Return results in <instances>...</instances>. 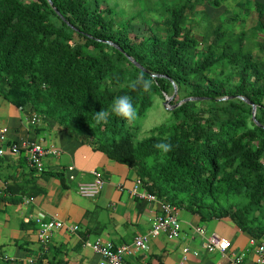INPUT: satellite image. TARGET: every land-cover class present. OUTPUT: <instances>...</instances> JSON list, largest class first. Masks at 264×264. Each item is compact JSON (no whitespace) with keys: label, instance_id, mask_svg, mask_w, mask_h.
<instances>
[{"label":"trees","instance_id":"obj_1","mask_svg":"<svg viewBox=\"0 0 264 264\" xmlns=\"http://www.w3.org/2000/svg\"><path fill=\"white\" fill-rule=\"evenodd\" d=\"M206 5L218 7L220 0H159L160 8H149L159 18L140 11L132 16L142 18L134 29L132 17L116 19L107 0H0V96L41 118L44 128L49 119L69 139L127 165L132 180L163 201L202 221L227 220L259 243L264 1L253 3L255 25L240 30L233 25L237 15L218 22L197 16ZM141 73L153 80L151 94L127 87ZM119 95L131 97L136 126L115 115L97 124L95 114L110 110ZM238 95L255 105L257 122ZM166 96L170 105L196 99L163 109V123L142 133L141 122ZM161 141L172 145L169 153L154 147ZM33 264H45L43 256Z\"/></svg>","mask_w":264,"mask_h":264},{"label":"crops","instance_id":"obj_2","mask_svg":"<svg viewBox=\"0 0 264 264\" xmlns=\"http://www.w3.org/2000/svg\"><path fill=\"white\" fill-rule=\"evenodd\" d=\"M256 1L264 0H220L218 7L206 5L203 13H198L197 16L204 20L211 19L212 22H218L221 19L229 20L236 15L239 20L241 16H244L246 19L241 20L242 24L241 22L239 24L250 28L246 24L247 18L256 23L253 9V3ZM248 2L250 6H247ZM233 11H237L238 14ZM219 16H221L220 19ZM17 114L15 107L4 104L0 98V116H4V120H9L13 132H16L18 119L12 121L10 118ZM18 126L20 130L17 136L39 137L43 142L60 148L61 153L53 159L46 158L50 172L38 180L23 174L33 187L31 193L34 194V203L21 206L15 199L10 201L5 199L0 203V208L2 206L0 209V254L24 257L33 254V251L39 248L34 241L35 225L32 219L35 211L40 208L48 216L56 217L66 224H74L77 227L74 232L65 227L56 230L47 253V264L50 258L53 259V264H98L100 256L89 246L83 245L84 242L101 239L114 243H128L151 227L152 219L159 211V205L118 189L120 184L126 187H131L133 184L132 170H129L127 165L111 160L100 151L92 149L89 145H83L73 138L58 140L52 136L53 132L58 131L55 128L41 129L34 133L21 130L20 122ZM22 160L18 163L17 159L11 156L0 157V183L6 179L10 168L18 172L19 168H24ZM68 165L74 166L76 179L72 182H69L65 175ZM92 170L101 171L107 179L106 185L99 196L82 197L76 192V183L90 181L93 177ZM50 173L56 174L47 176ZM181 210L183 209L178 210L182 228L180 237L169 240L161 234L151 238L148 250L134 257L130 256V264H181V246H188L195 250L201 249L202 240L192 232V225L204 226L206 234L214 231L231 239L232 250L244 253V264H256L257 256L253 244L250 243L249 235L235 228L227 220L223 223L213 218L198 222L200 218L197 214H193L192 218L181 221ZM5 246L14 249L15 253L6 252ZM55 250L59 252L56 257L53 256ZM0 264H11V262L0 258ZM184 264H230V262L217 252L207 253L200 250L197 256L190 255Z\"/></svg>","mask_w":264,"mask_h":264},{"label":"clouds","instance_id":"obj_3","mask_svg":"<svg viewBox=\"0 0 264 264\" xmlns=\"http://www.w3.org/2000/svg\"><path fill=\"white\" fill-rule=\"evenodd\" d=\"M127 87L132 89L133 91L139 89L142 90L144 93L151 94L152 88H153V80L151 78H145L143 73L138 75L134 80H131L128 84ZM1 100L4 104L6 105H12L17 109L18 114L16 116H12L10 120L14 121L16 118L18 119V123L20 122L22 125L21 130H25L27 132L33 131L34 133H37L39 130H45L44 126L42 125L43 120L41 118L37 119V116L35 117L34 115L31 116L30 114L26 115L22 108L15 106L14 104L10 103L9 101L3 99L1 97ZM110 115H115L118 117H121L123 120H125L130 127L136 126L139 115L137 112L136 107L134 106L132 99L129 95H119L114 98L110 110H100L95 114V122L97 124H107L109 120ZM9 120H4V116H0V157H8L11 156L13 158H16L18 163L22 160L23 162V169L19 168V172L16 169L10 168L9 173L6 176V179H4L3 183H0V203L4 202L6 199L7 201H10L12 199H15L18 201V204L21 206H27L30 205L31 203H34V194L31 193V189L33 188L31 183L27 181L24 178L23 174H27L30 178H33L34 180H38V178L45 176L47 173L50 172V169L47 167V159L51 158L53 159L54 156H58L61 153V149L57 148L56 146L52 144H47V142H43V140L39 137H34V136H24V135H18V132L20 130V127L18 126V123L16 124L15 130L16 132H13L12 126L8 122ZM163 123V120L157 122V126ZM47 128H55L58 129L59 126L54 125L53 127H50L49 125ZM167 138H165V141ZM161 141L157 144L154 145L156 149H158L161 153L167 154L172 150V145L168 142ZM48 157V158H47ZM47 158V159H46ZM60 168H58L59 170ZM66 177L69 182L74 181L76 178L74 174V166L73 165H68L66 167ZM94 171L95 172H100L98 170H92V179L90 181H83V182H77L76 183V192L82 197H87V198H95L99 196L102 193V190L104 189V186L106 185L107 179L106 177L103 176L101 173V177L104 180L103 187L100 189V191L94 195V196H85L82 195L80 192V185L83 183H89L94 179ZM56 173H50L47 176H53ZM11 177V178H10ZM29 180V179H28ZM138 179H135L133 181V184L131 187H126L122 186V184L118 185V189L120 191H124L125 193L132 194L133 196L147 200L148 202H154L159 205L158 207V213L155 214L153 217L152 225L151 227L145 232L140 235H137L133 238L131 242L128 243H114L109 240H101V239H96L93 242H84L83 245L89 246L93 252L97 253L100 256V262L105 261L106 264H111L109 259H107L100 251H96L93 248L94 244H98L101 248L109 247L112 252L114 253L118 249L122 251V256L120 257L121 263L122 264H130V256H135L136 254H139L140 252H145L149 248V241L153 237L160 236L161 234L165 235L166 238L169 240H176L180 237L181 235V223L178 217V210L181 208H177L175 205L163 201V199H160L156 194L148 191L146 188H144L140 182L139 185H137V191L139 193L143 194H150L154 196L153 200H148L147 197H142L137 194H134L132 192V189L135 187L136 181ZM39 188V187H36ZM169 204V206L172 208L170 214L168 215H173L176 218L177 221V230L176 234L172 235L170 233V228H166L164 230H159L156 233H150V231L153 228V225L155 223V220L157 216L159 215H165L163 211L161 210V204ZM40 208V207H39ZM33 223L35 225L34 227V236L37 246L39 247L37 250L36 254H31L29 256H24V257H15V256H8L7 254H0V258L4 261H9L13 264H33L35 259H37L39 256H43L45 264H47V253L50 248V245L52 243V238L54 237V234L56 230H59L61 228H68L69 231L74 232L76 231V225L74 224H66L62 220L57 219L56 217H51L48 216V214L42 209H38L35 211L33 214ZM168 215H165L166 217ZM199 217V216H198ZM201 220V219H200ZM49 221H60L62 225L60 227H54L52 229V233L50 234L49 238L45 242H41L39 239V231L41 224L44 222H49ZM202 221V220H201ZM197 228H202L204 229L203 234H199L196 229ZM192 232L198 235V237L202 240L201 244V249L204 250L207 253H219L221 257L227 258L231 263V256L232 254L235 255H242V259L244 257V253L241 252H235L232 250V241L231 239L217 233V232H210L209 234H206L205 227L202 225H192L191 226ZM217 234L219 236H223L226 239L231 241V246L228 248L227 254L223 256L219 251H207L203 247V242L205 241L206 237H208L210 234ZM146 237V240L144 242V245L141 248L135 247L134 243L137 237ZM264 241H259V243H255L253 239H250V243L253 244L254 246V252L256 250V247ZM200 250H195V249H190L188 246H181L180 252H181V264H184L187 262L188 258L190 255L197 256L200 252ZM256 254V252H255ZM46 256V257H45ZM257 256V255H256ZM118 259V258H117ZM119 260V259H118ZM257 263V261H256ZM243 264H244V259H243Z\"/></svg>","mask_w":264,"mask_h":264},{"label":"built area","instance_id":"obj_4","mask_svg":"<svg viewBox=\"0 0 264 264\" xmlns=\"http://www.w3.org/2000/svg\"><path fill=\"white\" fill-rule=\"evenodd\" d=\"M94 179L89 182V183H83L80 185V192L82 195L85 196H94L96 195L100 189L103 187L104 180L101 177L100 172H95L94 171ZM140 184V181L137 180L135 187L132 189V192L134 194H137L142 197H147L148 200H153L154 196L150 194H143L139 193L137 191V185ZM161 210L165 215L170 214L172 208L169 206V204H161ZM165 215H159L157 216L155 223L153 225L152 230L150 233H156L159 230H164L166 228H170V233L172 235L176 234L177 230V221L176 218L173 215H168L167 217ZM62 223L60 221H49V222H44L41 224L40 231H39V239L41 242L47 241L49 238L50 234L52 233V229L54 227H60ZM196 231L199 234L204 233V229L202 228H197ZM146 240V237H137L135 240V247L141 248L144 245V242ZM231 246V241L226 239L223 236H219L217 234H210L208 237H206L205 241L203 242V247L207 251H219L223 256L227 254L228 248ZM93 248L96 251H100L109 261L111 264H122L120 257L122 256V251L118 249L114 253L109 247L101 248L98 244H94ZM256 255H257V263L256 264H264V242H261L257 247H256ZM119 260H118V259ZM231 263L232 264H243V259L242 255H235L232 254L231 256ZM100 264H106L105 261L100 262Z\"/></svg>","mask_w":264,"mask_h":264},{"label":"rangeland","instance_id":"obj_5","mask_svg":"<svg viewBox=\"0 0 264 264\" xmlns=\"http://www.w3.org/2000/svg\"><path fill=\"white\" fill-rule=\"evenodd\" d=\"M107 4H109L110 6H112L114 8V11H116L115 17L118 20H127V19L131 18L132 16L140 13V11H143V18H145V17L146 18H159V16H160V14L158 12H156V10L149 9V8H151L152 5L154 6L155 4L159 6V0H107ZM159 8H160V6H159ZM237 11H233V13L238 14ZM220 18H221V16H219V19ZM242 18L244 20L246 19V18H244V16H241V18L239 20L237 18L238 22H235L233 24L234 28L236 30H240L243 27L242 25L239 24V22H241ZM141 19H142L141 16H138V18L132 17L128 23L129 24L132 23V26L134 27V29H136L138 27L139 21ZM246 24L249 27H252L255 25V23L251 22L248 18H247ZM204 25L206 26L207 24L204 23ZM195 30H196V33H200V31H201L200 27H196ZM252 42H253V40L251 39L247 43L249 46H252L253 45ZM170 101L168 104H166V106H164V100L157 99V101H156L157 105H154L155 108L152 107L153 109L148 113L147 117L143 120V122H141L140 128H141L142 133H144L146 130H148L152 126L157 125L158 121H161V120L164 121L166 119V115L164 114L163 109H166V108L170 109L171 108V106H169ZM48 125L50 127H53L54 125H57V124L48 119ZM52 136L56 137L58 140L63 139V138L68 139V137L66 136V131H59V132L55 131V132H53ZM3 171H4V169L2 170V172ZM1 208H2V206H1ZM180 213H181V215H180L181 221L185 218L188 219L189 217H191V218L193 217V214L190 213L187 209L181 210ZM200 221L201 220H198V222H200ZM4 249L6 252L15 253L14 249L9 248L8 246H5ZM36 253H37V250H34L33 254H36ZM49 260H50L51 264H53V259L50 258Z\"/></svg>","mask_w":264,"mask_h":264},{"label":"water","instance_id":"obj_6","mask_svg":"<svg viewBox=\"0 0 264 264\" xmlns=\"http://www.w3.org/2000/svg\"><path fill=\"white\" fill-rule=\"evenodd\" d=\"M50 4H52L51 1H50ZM55 11L59 14V12L57 11L56 8H55ZM108 43H110V44L113 45V43L110 42V41H108ZM115 46H116V45H115ZM129 59H130L134 64H136L137 66L141 67V65H139V64H138L133 58L129 57ZM173 88H174V93H176L177 88H176L175 84H173ZM231 97H234V96H225V97H222L221 99H227V98H231ZM237 97H239L240 99H242V100H244L245 102H247V103H249V104L252 105V118L255 120V105H254L251 101H249L247 98H245V97H243V96H241V95H238ZM171 99H172V96H166V97H165V100H164V106H166V104H168L169 101H170ZM195 99H196V97H187V98L181 100L179 103H177V104H175V105H169V106H171V108H173V107L177 106L178 104H180V103H182V102H185V101H188V100H195ZM255 121H256V120H255ZM256 122H257V121H256Z\"/></svg>","mask_w":264,"mask_h":264}]
</instances>
